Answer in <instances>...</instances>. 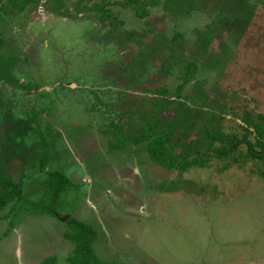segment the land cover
<instances>
[{
  "label": "rangeland",
  "instance_id": "obj_1",
  "mask_svg": "<svg viewBox=\"0 0 264 264\" xmlns=\"http://www.w3.org/2000/svg\"><path fill=\"white\" fill-rule=\"evenodd\" d=\"M127 1L131 0H40L36 5L29 1L0 19V74L7 69L11 75L10 83L0 81V109L11 121H26L27 144L38 143L42 134L53 158L42 172L61 170L71 183L55 202L26 191L23 201L1 209L0 264H39L50 256L62 261L71 249L62 238L73 226L68 218L60 221L66 216L97 230L92 248L105 262L264 264V161L246 160L223 170L226 162L212 159L206 168L179 175L148 164L144 153L133 154L131 148H108L107 139L114 140L102 134L107 130L102 121L112 119L104 116L106 99H93L88 87L100 89L109 73L120 84L121 74L115 69H130L150 43V30L166 36L173 30L181 33L183 49L191 51L219 3L203 0L187 15L171 18L163 8L166 0H160L152 8L147 5L145 18L139 19ZM236 2L254 7V15L235 43L224 29L214 31L207 54L220 56L222 43L228 60L219 77L215 71L207 73L204 88L215 84L223 94L220 101L236 115L247 111L255 116L264 114V0ZM223 3L233 9L228 0ZM95 6H103L114 21L100 22ZM168 53L156 52L150 81L143 86L172 91L181 66L165 78L156 73ZM135 89H124L122 101L145 106V92ZM92 103L101 111L97 117L87 110ZM236 126L230 115L226 117L224 131ZM33 130L39 134L30 138ZM241 149L244 153V146ZM22 163L11 166L13 178L22 175ZM37 169L24 172L29 176ZM167 187L179 190L165 192ZM45 208L52 213H34Z\"/></svg>",
  "mask_w": 264,
  "mask_h": 264
},
{
  "label": "trees",
  "instance_id": "obj_2",
  "mask_svg": "<svg viewBox=\"0 0 264 264\" xmlns=\"http://www.w3.org/2000/svg\"><path fill=\"white\" fill-rule=\"evenodd\" d=\"M29 1L37 3L40 0H20L19 3L18 0H6V5L0 0V19L7 12L12 13L15 8L23 9ZM159 1L131 0L127 1V5L132 6L135 17L143 19L146 15L145 7L150 5L152 8ZM165 3L166 5L163 8L171 18H173L172 16L177 17L178 14L181 16L187 15L193 8L191 0H166ZM217 5L216 15L206 25L204 31L201 34H197L191 51L183 49V35L181 33L173 30L171 37L168 39L161 32H152L150 30V43L133 60V64H137L138 71L140 70L138 77H141L144 72L145 60L152 61L156 52L166 50L169 53L165 58L157 55L159 59L164 58L159 65L163 74L162 77L166 76L168 71L172 70L174 66H181L182 80L173 91H169L166 86L157 87L150 91V100L145 101V106H142L136 112L131 110V106L125 103L120 104V100L105 102L104 116L112 119L109 120L107 130L102 131V134L111 135L112 140H114V142L109 141L110 149L127 150L131 146L132 149L130 150L135 154L146 153L151 164L179 175L189 171L191 168H206L212 159L225 161L224 169L239 162L245 164L246 160L264 161V114L252 116L247 111H243L241 115L233 113L230 120L239 119L240 124L235 129H231L230 132L224 131L226 115L229 111H227V105L218 103L223 94L219 92L215 84H212L210 93H213L214 97L208 98L209 94L202 88L207 76L194 79L195 74H198L197 72L199 71H203V74H206L209 70L215 71L217 77L223 73L227 64V61L223 58L226 54L223 51L224 45L220 44L221 51L224 52L222 55L213 56L207 54L214 31L224 29L230 42L237 41L255 10L254 7L252 9L246 8L238 13V11H235L233 3H231L232 10L219 3ZM93 9L102 13L99 17L101 22L109 19L107 11H103L102 6H95ZM244 15L246 16L242 17ZM110 22H113V20ZM175 27L174 24L173 28ZM113 28L114 25L112 23L111 28L109 27L107 30V35L111 36ZM128 34L127 36L133 35L132 33ZM187 57H190L191 60L185 63L183 60ZM198 66H200L201 70H199ZM1 72L0 80L7 82V78H11L7 69H2ZM190 82H192L190 90L193 97L198 98L202 103L199 107L191 108L185 104L184 100L180 99L181 93ZM20 87H24V85L20 84ZM90 93L93 94L94 99H98L95 91L90 90ZM172 96L173 99H171ZM143 99H146V97ZM179 99L182 102L178 101ZM174 100L176 104L172 108L171 105ZM87 110L96 117L98 112H101L96 111L93 103L89 105ZM170 110H172V118L161 115L164 111ZM6 114L1 108L0 211L9 202H13L14 206L20 200L23 201L21 196L25 191H28L30 195H40L41 201L55 202L71 187L69 178L61 170L47 172L44 180L39 183L30 178L28 180L30 184L27 185V180H25L27 177L24 173L25 167L23 166L20 168L22 170L20 178H13L11 166L17 168L20 163L16 151L18 150L21 154H24L26 142L23 139V135L16 134L11 127L9 128ZM198 114L202 116L201 127L194 122L199 119ZM189 136L192 137L189 138ZM9 140L18 147L14 153H7L4 150V147L7 146L6 142H10ZM242 146H244V153L241 149ZM42 148L45 150L46 146ZM41 157V169L48 160L53 161L52 157H47L45 151L41 153ZM178 190L175 187H167L165 192H176ZM35 213L50 214L52 211L50 208H45L42 212L36 211ZM69 220L72 221L73 226L63 237L66 241L73 244V250L65 258V264H120L115 260L104 262L95 255L92 245L97 238V230L92 225L74 218ZM55 260V257H47L40 264H56Z\"/></svg>",
  "mask_w": 264,
  "mask_h": 264
},
{
  "label": "flooded vegetation",
  "instance_id": "obj_3",
  "mask_svg": "<svg viewBox=\"0 0 264 264\" xmlns=\"http://www.w3.org/2000/svg\"><path fill=\"white\" fill-rule=\"evenodd\" d=\"M44 2H46V0H43ZM49 1V0H48ZM57 1H59V0H57ZM211 1H213V0H211ZM229 1V3H236L237 5L236 6H234V9H235V11H238V13L240 12V11H244L247 7L243 4V5H240V4H238L236 1L237 0H228ZM40 2V1H39ZM191 2H192V9H197V8H199L200 6H202L203 4V0H191ZM48 3V2H47ZM55 3L56 4H58L59 6H61L62 8H63V5H60V3H58V2H56L55 1ZM37 3H34V5H36ZM55 4V6H58V5H56ZM219 4L220 5H224V3H223V0H219ZM58 6V7H59ZM129 7V6H128ZM197 7V8H196ZM248 8H250V7H248ZM102 9H103V6H102ZM131 9H132V6H131ZM217 9L218 8H215V11H216V13H217ZM232 10V9H231ZM95 11H98L99 13H100V16H101V12L99 11V10H95ZM103 11H105L104 9H103ZM64 12L66 13V11L64 10ZM108 13V12H107ZM254 13V12H253ZM248 14V13H247ZM254 15V14H253ZM99 16V17H100ZM107 16L109 17V14H107ZM246 15H244V16H242V17H245ZM3 17V16H2ZM1 17V18H2ZM253 17V16H252ZM252 17L250 18V20L252 19ZM110 19V18H109ZM108 19V21H111V20H113V19H110L109 20ZM249 20V21H250ZM114 21V20H113ZM101 22V21H100ZM102 22H104V21H102ZM248 24V23H247ZM159 32H161L162 33V35L163 36H165L166 38H170L171 37V34L169 35V36H166L162 31H159ZM158 32V33H159ZM225 33L227 34V32L225 31ZM119 34H121L120 35V37H124V36H126L127 38H131V36H127V35H129V34H125V35H122V33H119ZM166 40V39H165ZM167 41V40H166ZM233 42V41H232ZM235 42H236V40H235ZM235 42H233V43H235ZM0 43H2V39L0 38ZM222 44V43H221ZM225 52V51H224ZM224 52H220V55H222ZM139 55V54H138ZM227 53L225 54V56L223 57L226 61L228 60V58H227ZM138 57V56H137ZM221 59V58H220ZM144 63H145V68H144V72H143V74H142V76L141 77H138V73H139V71H138V66H137V64H133V61L129 64V66H131L130 67V69H115V70H118L117 72L118 73H120L121 74V83L123 82V80H124V83L123 84H117V79H115L114 77H109V74L107 75V76H103L104 77V84H102V86L100 87V89L99 88H95L94 90H93V87H88L90 90H93V91H95L96 92V95L97 96H101V95H104V97H105V99H106V101L105 102H108V101H110V102H112L113 100H120V104H123V103H125L126 105H128V104H131V99H128V101H122V97L124 96V94L126 93V92H124V89H128V88H131L132 87V89H134V90H136L135 88H137L138 90L140 89V90H142V91H144L145 92V94H144V96L142 95L141 97L142 98H144V97H146V99H143L144 101H147V100H150V91H153L155 88H157V87H154V88H152V89H150V87H145V86H143V84H144V81L145 82H148V81H150V77H151V75H152V72H153V69H151L152 68V63H151V60H145L144 61ZM226 66V65H225ZM174 67H176L177 68V66H174ZM174 67L172 68V70H170V71H168V73H167V75L166 76H168V75H170L171 73H174L173 72V70H174ZM179 67V66H178ZM199 68H200V66H198ZM203 69H205V68H203ZM9 71H10V69H8ZM199 70H201V68L199 69ZM209 71H211V70H209ZM209 71H205L206 72V74H203L201 71H199V72H197L198 74H195V76H194V79L195 78H197V79H200L201 77H205L206 75H207V73H209ZM162 71L160 70V69H158L157 68V70H156V73L158 74V76H160V77H162L163 76V74L161 73ZM112 73V72H111ZM8 74L10 75V73L8 72ZM181 74H182V72H181V69H178L177 68V73H176V76H177V78H176V80H177V84L174 86L173 85V87L175 88L180 82H181V80H182V76H181ZM11 76V75H10ZM166 76H164V77H162V78H165ZM8 79H11V78H7V83H10V81L8 80ZM0 81H3V80H0ZM206 81L204 80V83H205ZM191 84H192V82H190L188 85H187V87L184 89V91L181 93V97H180V99L181 100H184L185 101V104L187 105V106H189V107H199V106H201V102H200V100L198 99V98H194L193 97V95H192V93H191V90H190V86H191ZM15 85V84H14ZM66 85H68V84H66ZM20 86V85H19ZM71 86H73V85H71ZM71 86H69V88L71 87ZM67 87V86H66ZM212 86H209V89H207V88H204V84H203V89L209 94V96H208V98H213L214 97V94L213 93H210V88H211ZM79 88H85V86H83V87H79ZM174 88L172 89V91L174 90ZM108 91V92H107ZM170 91V90H169ZM134 92V91H133ZM133 92H132V94H133ZM149 92V93H148ZM112 93V94H111ZM90 94V96L93 98L94 96H93V94H91V93H89ZM147 95V96H146ZM222 98H223V96H222ZM94 99V98H93ZM171 99H173V96L171 97ZM178 100V101H181V100ZM217 99H218V97H217ZM182 102V101H181ZM145 104H146V102H144ZM218 103L219 104H221V105H223V103L221 102V101H219L218 100ZM176 103H175V100L173 101V104L171 105L172 106V108L174 107V105H175ZM225 105H226V103H224ZM90 105H92V104H90ZM129 106V105H128ZM89 107V106H88ZM144 107V106H143ZM142 108V106H139L138 108H136V107H132V111L133 112H136V111H139L140 109ZM126 110H127V108H126ZM227 111H229V113L226 115V117H228L229 115H230V119H231V114H233V113H235V112H233L232 110H230L228 107H227ZM93 114V113H92ZM236 114V113H235ZM91 115V114H90ZM94 115V114H93ZM162 116H165V117H168V118H172L173 116V114H172V110H170V111H164L162 114H161ZM6 116H8V114H6ZM201 114H198V120L196 119V121H194L195 122V124L197 123V125H199L200 127L202 126V121H201ZM8 118V117H7ZM12 118V117H11ZM11 118L10 119H7V125L8 126H10L12 129H13V132L14 133H18V134H20V135H23V139H24V141H25V135H24V131L27 129V127H28V124L26 123V121H24V120H19V121H15V120H13V121H11ZM234 120V119H233ZM232 120V121H233ZM231 121V120H230ZM108 122L109 121H107L106 123H104L103 121H102V124H108ZM234 122H236V124L238 125V124H240V120L239 119H236V120H234ZM20 125H22V129H20ZM88 126V125H87ZM9 127V128H10ZM28 131V130H27ZM29 133H30V131H28ZM38 132L37 131H35V130H33V133L32 134H30V138H32V137H36V136H38ZM190 137H192V136H189V138ZM10 142H6V145L7 146H5L4 147V150H5V152H7V153H14V151H16L17 149H18V147H16L15 145H14V143H12L11 144V140H9ZM107 141H108V146H109V138L107 139ZM26 146L24 147V154H21L18 150L16 151V153H17V155H18V159H19V162L22 160L23 161V163H22V167L24 166L25 167V171L27 172L28 170H32V169H34L35 167H38V169L36 170V171H32L31 173H30V175L28 176V175H26V173H25V175H26V179L25 180H27V185H29L30 184V182L28 181L30 178H33L34 179V181H36V183H39V182H41V181H43L44 180V178L46 177L45 176V174L47 173V172H45V173H43L42 172V169H41V167H40V160L42 159V157H41V153H43L44 151H45V153L47 154V157H49V158H51V155L47 152V148H45V150H43V148L42 147H44V146H47V144L44 142V140H43V136H42V134H39V141H38V143H33V142H31V143H29V144H27V142H26V144H25ZM34 147V148H33ZM109 149H110V146L108 147ZM129 149L131 148V146H129L128 147ZM128 148H127V150H128ZM132 149V148H131ZM111 150V149H110ZM116 150H122V149H116ZM122 151H125V152H127L126 150H122ZM133 154H135V153H133ZM140 153H138V155H139ZM142 154V153H141ZM137 155V156H138ZM144 155H145V157L147 158V163L148 164H150V162H149V160H148V157H147V155H146V153H144ZM29 159H32L30 162H29ZM139 162V161H138ZM47 164H49V162H46ZM45 163V164H46ZM140 163V162H139ZM30 168H29V167ZM28 167V168H27ZM230 167V166H229ZM228 167V168H229ZM228 168H223V170H226V169H228ZM45 176V177H44ZM26 192V191H25ZM35 213V212H34ZM39 215H43V216H46V215H48V214H46V213H44V214H39ZM68 218V220L70 219V218H74V219H76L75 217H72V216H66V217H64V218H61L60 219V221H64L65 219H67ZM67 220V221H68ZM77 220V219H76ZM63 238V240H65L64 239V237H62ZM66 241V240H65ZM68 243H70L69 245H70V251H69V253H67L66 255L68 256L69 254H71V252H72V250H73V244L71 243V242H69V241H67ZM95 243V242H94ZM94 243H93V245H94ZM92 245V246H93ZM94 253H95V251H94ZM95 255H96V253H95ZM66 256V257H67ZM97 256V255H96ZM50 257H55V256H50ZM65 257V258H66ZM98 257V256H97ZM47 258V257H46ZM45 258V259H46ZM56 258V264H65V258H63L62 259V261H60L57 257H55ZM99 258V257H98ZM100 259V258H99ZM114 261V260H113ZM105 262V261H104ZM117 262V261H116ZM41 263V262H40ZM39 263V264H40ZM121 264V263H120Z\"/></svg>",
  "mask_w": 264,
  "mask_h": 264
}]
</instances>
